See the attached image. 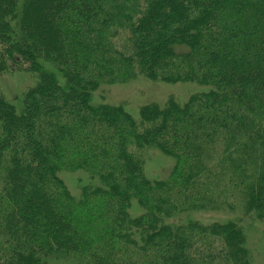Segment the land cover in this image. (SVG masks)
I'll return each mask as SVG.
<instances>
[{"label":"trees","instance_id":"obj_1","mask_svg":"<svg viewBox=\"0 0 264 264\" xmlns=\"http://www.w3.org/2000/svg\"><path fill=\"white\" fill-rule=\"evenodd\" d=\"M139 78L200 88L135 116ZM261 221L264 0H0V264H255Z\"/></svg>","mask_w":264,"mask_h":264},{"label":"rangeland","instance_id":"obj_2","mask_svg":"<svg viewBox=\"0 0 264 264\" xmlns=\"http://www.w3.org/2000/svg\"><path fill=\"white\" fill-rule=\"evenodd\" d=\"M21 76V74H16L15 76L2 78V83L13 91L16 85L19 84L17 78H21ZM198 88L200 87L196 84H165L139 78L126 84L110 87L106 93L114 104L124 105L128 112L138 116L143 104L150 102L163 104L170 96L176 97L178 101L183 102L185 98L196 92L195 90ZM173 163L170 157L159 151H152L146 158L144 173L152 180L163 179L167 176ZM88 177L82 171L62 174V178L70 188V191L75 195H79L80 185H83L84 182L87 183L89 181ZM196 216L210 223L215 220L227 222L229 219L237 217V214L229 211V209L218 211L211 209V211L199 212ZM255 226V232L250 237V242L251 244L253 243L252 246L257 249L254 262L255 264H264V221L256 222Z\"/></svg>","mask_w":264,"mask_h":264}]
</instances>
